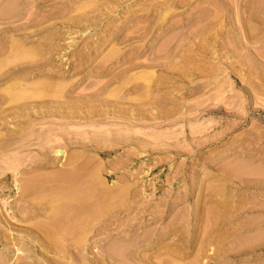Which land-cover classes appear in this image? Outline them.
<instances>
[{"label":"rangeland","instance_id":"374dc122","mask_svg":"<svg viewBox=\"0 0 264 264\" xmlns=\"http://www.w3.org/2000/svg\"><path fill=\"white\" fill-rule=\"evenodd\" d=\"M0 75L53 92L0 149V264H264V0H0ZM72 169L91 221L49 249L20 220L51 228Z\"/></svg>","mask_w":264,"mask_h":264},{"label":"bare ground","instance_id":"6f19581e","mask_svg":"<svg viewBox=\"0 0 264 264\" xmlns=\"http://www.w3.org/2000/svg\"><path fill=\"white\" fill-rule=\"evenodd\" d=\"M9 11V10H8ZM7 11V12H8ZM4 12V11H3ZM10 12V11H9ZM5 13V12H4ZM3 13V14H4ZM6 17V16H5ZM28 54V53H27ZM30 54H31V52H30ZM37 54V53H36ZM35 53H34V55H36ZM34 55L32 56V57H34ZM28 56V55H27ZM26 56V57H27ZM31 57V58H32ZM27 58H29V57H27ZM35 58H37L38 59V57H34V58H32L33 60H35ZM30 61H32V60H30ZM34 62H37V60L36 61H34ZM26 74V73H25ZM1 76V75H0ZM3 77V76H2ZM20 78V77H19ZM39 85V84H38ZM37 85V87H40V88H42L41 86L42 85H44V84H40L41 86H38ZM48 85V84H47ZM46 85V86H47ZM52 86V85H51ZM48 88V87H47ZM26 89H27V87H26ZM26 89L24 88V86L22 87V85H20V84H14L13 86H11L8 90H7V95H6V97L5 96H3L2 95V97H0V103H2V104H5V105H8V107L5 109V110H2L1 112H0V136L1 137H3L4 136V127L5 128H7V127H9L10 125H18L20 128L19 129H11L9 132H7V133H9V135H7V137H3V141H2V139H0V149L1 150H6V149H13L14 150V152L13 153H15V151H17V150H19V151H22V152H24V149L25 148H27V147H29V146H31V144H33V143H31L30 141H29V137H26L27 135H25V136H22V133H24V129H26V127L28 128V127H30V126H32L31 125V123L32 122H34V118H35V116L34 115H32V113H30V104H29V100H31L32 98H33V96H35V95H37V97L39 98V97H45V96H51V95H53L52 93H51V91H49L48 90V92H46V91H44L43 89H41L42 91L41 92H37V93H33V91H32V93H33V95H31V93L29 92L28 93V91H26ZM28 90H30V89H28ZM55 90V89H54ZM35 94V95H34ZM36 97V96H35ZM52 97V96H51ZM35 99V98H34ZM36 100V99H35ZM49 101H51V100H49ZM32 102V101H31ZM34 102V101H33ZM52 102V101H51ZM50 102V103H51ZM57 102V101H56ZM74 103V102H73ZM77 104H78V102H76ZM33 104H35V103H32L31 105H33ZM62 104V103H61ZM64 104V103H63ZM1 105V104H0ZM4 105V106H5ZM59 105V104H58ZM80 105V104H79ZM4 106H2V107H4ZM37 106L39 107V108H44V106H46L44 103H42V101H41V103H39L38 102V104H37ZM72 106V105H71ZM74 106V105H73ZM73 106H72V109H71V111H69L67 114H69L70 116H72V114L74 115V114H78V113H80V112H77L76 110L78 109H74L73 110ZM77 106V105H76ZM63 107V106H62ZM64 107H66L65 105H64ZM84 107V106H83ZM54 108H56V107H54ZM69 108V107H68ZM0 109H1V107H0ZM50 109V110H49ZM49 109H47V110H49V111H47V110H43L42 111V113H40L41 114V116L43 117L42 119H40V117H39V119L40 120H44L45 118H47L45 115H44V113H45V111H46V113L49 115V116H51V118H52V114H53V111L54 110H52V112H51V108H49ZM63 109V108H62ZM86 109V108H85ZM64 110H67V107L66 108H64ZM79 110V109H78ZM80 110H81V108H80ZM88 110V109H87ZM55 111H56V109H55ZM54 111V112H55ZM58 111V110H57ZM57 111L55 112V114H57ZM82 111V110H81ZM60 112V111H59ZM84 112H86V110L84 111ZM50 113H51V115H50ZM71 113V114H70ZM38 114V113H37ZM54 114V115H55ZM64 116L66 115V114H64V113H62ZM85 114H87V112L85 113ZM53 115V116H54ZM61 115V114H60ZM60 115H59V113H58V116L60 117ZM63 115H61V117L60 118H62L63 117ZM69 115H66L63 119H68V118H74L73 116L72 117H69ZM79 116L80 115H82V113H80V114H78ZM89 114H87V116H88ZM67 116H68V118H67ZM9 117V118H8ZM37 117V116H36ZM55 117H57V115L55 116ZM77 117V116H76ZM50 118V119H51ZM54 118V117H53ZM80 118V117H79ZM9 119V120H8ZM36 119V118H35ZM38 119V120H39ZM55 119V118H54ZM58 119V118H57ZM76 119H78V118H76ZM39 120V123H41V121ZM71 120V119H70ZM74 120H75V118H74ZM37 121V120H36ZM35 121V122H36ZM45 121V120H44ZM73 121V120H72ZM81 121V120H80ZM50 122V121H49ZM66 123V122H65ZM36 124V123H35ZM67 124H68V122H67ZM28 125V126H27ZM37 125V124H36ZM35 126V125H34ZM1 130L2 131H4V132H1ZM6 130V129H5ZM32 131V130H31ZM28 132V131H27ZM27 132H25L24 134H26ZM30 132V131H29ZM6 133V134H7ZM20 134V138L19 137H17V138H19L20 140H19V142L18 143H15V144H13V142L16 140V139H14V141L11 139V137L12 136H14L15 134ZM23 134V135H24ZM38 134H39V132H38ZM0 137V138H1ZM15 137V136H14ZM5 138V139H4ZM34 138H35V136H34ZM33 138V139H34ZM37 138V137H36ZM37 139H39V137L37 138ZM40 139H42V138H40ZM35 140V139H34ZM43 140V139H42ZM17 141V140H16ZM15 141V142H16ZM37 141V140H36ZM35 142V141H34ZM38 142V141H37ZM37 142L35 143V145L37 144ZM39 143V142H38ZM34 145V144H33ZM39 146V145H38ZM62 150H60V151H57V149L56 148H48L47 150H45V151H42V155H41V157H43V158H45V159H48V158H50V157H55L56 155H57V153L59 152H61ZM3 153V152H2ZM10 153V152H9ZM19 154V153H18ZM23 154V153H22ZM15 155V154H14ZM13 155V156H14ZM40 157V158H41ZM75 157L76 156H74V157H72L70 160H69V165H73L74 164V161H75ZM17 158V157H16ZM62 159V158H61ZM8 160H10V159H8ZM55 160V159H54ZM7 161V160H6ZM13 161H14V159H13ZM37 161V160H36ZM43 161V160H42ZM18 162H21V163H23V162H25L24 160L23 161H15V164H17ZM41 162V161H40ZM6 163L7 162H5V166H6ZM12 163V162H11ZM10 162H9V164H11ZM21 163H18V165L19 164H21ZM38 163V162H37ZM8 164V165H9ZM50 164H51V162H50ZM68 165V164H67ZM66 165V166H67ZM68 165V166H69ZM10 166V165H9ZM13 166L14 165H12L11 164V166H10V170H12V168H13ZM53 166V165H52ZM66 166H65V168H66ZM1 167V166H0ZM16 167H18V166H16ZM16 167H14V168H16ZM72 167V166H71ZM2 168H3V165H2ZM9 168V167H8ZM14 168H13V170H12V172L14 173V171H15V174L13 175L14 176V184H15V186L18 188V190H20V192H22V190H23V192L20 194V195H23V197L25 198V192H24V190L27 192V189L28 188H34V190H38V185H37V183H34V184H29V185H27V183L26 182H24V180H19L18 179V177H17V175L19 174L20 175V172L18 173V171H16V170H14ZM17 169V168H16ZM9 170V169H8ZM7 170V171H8ZM6 173V172H5ZM4 173V174H5ZM17 173V174H16ZM2 174V173H1ZM46 176V175H45ZM51 176V175H50ZM56 176V175H55ZM41 177V176H40ZM39 177V178H40ZM43 177V176H42ZM41 177V178H42ZM52 177V176H51ZM54 177V176H53ZM8 178V177H7ZM33 178V177H32ZM50 178V177H49ZM33 179H35V178H33ZM45 179V178H44ZM26 180V179H25ZM32 180V179H31ZM37 180V179H36ZM35 180V181H36ZM33 181V180H32ZM54 181H56V185L54 186V188L52 189V191L53 192H55L53 195V197H54V200H55V205H54V207H53V210H51L50 211V213H51V215H50V217L52 218V227L50 228L48 225H46V226H42V225H40V227L37 225H31L30 226V223L27 221V220H20L21 222L20 223H22V226H24V225H27L26 227L28 228L27 230L28 231H30L31 232V234H32V237L34 238V239H37V240H39L40 242H46L47 243V245H45V247L46 248H49V249H56V245L54 244L55 243V241H58V240H60V239H66V240H68V239H70L71 237H74V238H76V236H78L79 235V233L80 232H82V231H85L86 230V227H88V225L90 224L89 222L91 221V216H92V205L89 203V200H90V202H91V200L92 199H90V197H91V195H92V186H91V182H90V178H88V177H86L85 176V174L83 173H79L78 172V170H71V171H69V173H66V174H61V175H58V176H56L55 178H54ZM40 183V182H39ZM41 184H42V182H41ZM44 184V183H43ZM47 184V183H46ZM41 187V186H40ZM8 188V187H7ZM4 189H6V188H4ZM4 190H3V188H0V192H3ZM29 191V190H28ZM31 191V190H30ZM95 191V190H94ZM19 192V193H20ZM24 193V194H23ZM32 193V192H31ZM44 193V192H43ZM48 193V192H47ZM34 194V193H33ZM26 196H27V193H26ZM45 197V196H44ZM52 196H50V197H48V198H51ZM22 199V198H21ZM29 199V198H28ZM32 199V198H31ZM35 199V198H34ZM45 199V198H44ZM36 201V200H35ZM34 200H33V202L37 205L38 203H36ZM41 202H43V201H41ZM40 202V203H41ZM20 203V202H19ZM39 203V204H40ZM49 203H51V202H49ZM53 203V204H54ZM23 204V203H22ZM46 204H47V202H46ZM18 205V204H17ZM24 205V204H23ZM42 205V204H41ZM40 205V206H41ZM48 205V207H49V204H47ZM51 205V204H50ZM39 206V205H38ZM16 207V206H15ZM19 207L20 208H18V210H21L22 212H23V208H22V206H20L19 205ZM25 207V206H24ZM26 207H28V206H26ZM29 207H31V206H29ZM28 207V210H30V208ZM41 207H44V206H41ZM52 207V206H51ZM17 208H16V211H17ZM25 209V208H24ZM27 209V208H26ZM42 211H43V208H40ZM41 210H39V208L37 209V208H35L34 207V209H33V211L34 212H38V211H40V212H38V213H40L41 214ZM48 210V209H47ZM46 210V211H47ZM45 211V213H47ZM17 212H19V211H17ZM21 212V213H22ZM30 212V211H29ZM28 212V215H30V213ZM32 212V211H31ZM44 212V211H43ZM20 213V214H21ZM27 213V211L26 212H24V214H26ZM33 213V212H32ZM37 213V214H38ZM49 213V214H50ZM34 214V213H33ZM32 214V215H33ZM35 215V214H34ZM45 215V214H44ZM39 216V215H38ZM20 217H21V215H20ZM22 217H23V215H22ZM37 217V216H36ZM40 218V217H39ZM42 218V217H41ZM37 219V218H36ZM34 220V219H33ZM32 220V221H33ZM43 220H44V218H43ZM17 221V220H16ZM35 221V220H34ZM40 224H41V222L39 221V220H37ZM50 221V220H49ZM44 222V221H43ZM28 223H29V225H28ZM36 223V222H35ZM47 223H48V221H47ZM43 224V223H42ZM9 225H10V223H9ZM17 225V224H16ZM19 225V224H18ZM15 226V225H14ZM21 226V225H20ZM47 226L49 227V228H47ZM51 226V225H50ZM16 227V226H15ZM19 227V226H18ZM22 229H25L24 227L22 228ZM48 238V239H50V241L48 242V241H46L47 240V238L45 239V236ZM27 236V235H26ZM26 238V237H25ZM30 239V238H29ZM32 239V238H31ZM80 239H82V238H80ZM77 240H79V237H78V239ZM80 241V240H79ZM50 242H52L53 244H51ZM62 242H64V241H62ZM42 245H44V244H42ZM60 246V245H59ZM43 248V247H42ZM19 249H20V246H19ZM48 249V250H49Z\"/></svg>","mask_w":264,"mask_h":264}]
</instances>
